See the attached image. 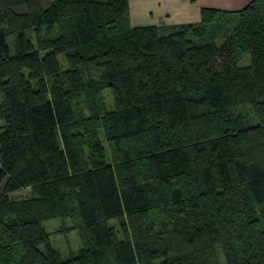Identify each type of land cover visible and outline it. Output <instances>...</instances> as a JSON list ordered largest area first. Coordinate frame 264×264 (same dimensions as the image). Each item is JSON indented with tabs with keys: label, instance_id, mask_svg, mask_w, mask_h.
<instances>
[{
	"label": "trees",
	"instance_id": "1",
	"mask_svg": "<svg viewBox=\"0 0 264 264\" xmlns=\"http://www.w3.org/2000/svg\"><path fill=\"white\" fill-rule=\"evenodd\" d=\"M201 12L164 29L128 0H0V264H264V0ZM73 212L65 257L42 224Z\"/></svg>",
	"mask_w": 264,
	"mask_h": 264
},
{
	"label": "rangeland",
	"instance_id": "2",
	"mask_svg": "<svg viewBox=\"0 0 264 264\" xmlns=\"http://www.w3.org/2000/svg\"><path fill=\"white\" fill-rule=\"evenodd\" d=\"M44 4L47 5L49 1L52 0H43ZM12 36L7 38L8 43L11 45V52L14 53V43L12 44ZM250 61V55H245L240 61L239 64L241 66H247ZM97 75V71L92 72ZM99 98L101 103L103 102L104 109H110L112 107V95L110 94L108 89H104L100 92ZM98 95L93 94V104L99 102ZM90 97V96H88ZM1 100V99H0ZM75 114L78 115H88L90 114V109L88 104L83 101L78 105H75ZM235 117L237 118V127L240 126H252L257 124L256 119L253 115V112L250 110L249 104H239L234 109ZM3 122L0 120V125ZM241 123V124H240ZM29 194L28 189H21L19 192L12 193L13 197H25ZM113 221V222H112ZM111 222L116 225V221L111 220ZM47 232H50V242L52 243L53 247L58 250L60 254L67 257L69 255L78 254V250L80 247L85 245L84 242V233L82 230V223L81 219H79L77 212L71 213V215L63 218H54L51 220H43L42 224ZM117 226V225H116ZM217 258L219 259V264H225V258H223V253L220 247H217Z\"/></svg>",
	"mask_w": 264,
	"mask_h": 264
},
{
	"label": "crops",
	"instance_id": "3",
	"mask_svg": "<svg viewBox=\"0 0 264 264\" xmlns=\"http://www.w3.org/2000/svg\"><path fill=\"white\" fill-rule=\"evenodd\" d=\"M252 0H128L130 25L164 29L199 22L202 8L235 11Z\"/></svg>",
	"mask_w": 264,
	"mask_h": 264
}]
</instances>
